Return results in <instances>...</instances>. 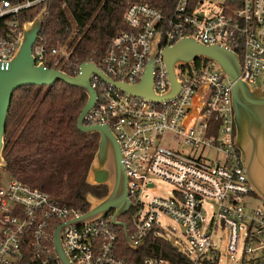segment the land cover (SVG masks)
<instances>
[{
    "label": "built area",
    "instance_id": "2783aa9c",
    "mask_svg": "<svg viewBox=\"0 0 264 264\" xmlns=\"http://www.w3.org/2000/svg\"><path fill=\"white\" fill-rule=\"evenodd\" d=\"M46 1L0 0V22L6 29L0 37L1 66H7L19 47L20 13L42 8ZM123 21L129 30L111 38L95 64L113 83L139 84L154 40L160 37L152 89L157 96L164 95L169 79L161 52L168 44L192 38L236 54L239 77L251 89L264 93V0H173L163 10L132 2ZM31 54L35 64L48 68L40 35ZM49 54L53 59L65 56L58 49ZM175 71L179 92L160 102L131 96L98 76L90 79L96 102L84 123L108 125L119 144L130 202L125 214H130V224L124 223L129 238L135 243L144 240L143 245L148 239L169 242L168 228L159 223L165 217L182 226L193 252L177 249L184 256L177 264H229L234 257L235 264H264V210L253 205L259 199L249 187L234 147L231 84L216 64L204 59L177 66ZM78 74L79 67L75 77ZM165 134L179 137L184 151L161 146ZM153 179L172 186L170 197L144 199L154 187ZM204 204L212 210L208 219ZM83 214L59 206L37 188L10 179L0 186V264H62L54 251L53 234L63 224L59 239L71 264H174L157 257L139 263L120 258L116 230L123 229L112 225V213L91 224L67 225Z\"/></svg>",
    "mask_w": 264,
    "mask_h": 264
},
{
    "label": "trees",
    "instance_id": "16d2710c",
    "mask_svg": "<svg viewBox=\"0 0 264 264\" xmlns=\"http://www.w3.org/2000/svg\"><path fill=\"white\" fill-rule=\"evenodd\" d=\"M173 0H47L39 35L47 51V67L75 77L82 63L97 64L111 38L128 31L123 16L129 3L140 2L165 9ZM40 7L19 15V24L32 21ZM168 17L170 13H162ZM6 29L0 22V37ZM52 49L65 53L53 59ZM201 59H199L200 61ZM54 61L58 64L55 66ZM87 102L82 91L58 81L52 87H25L16 91L7 116L1 172L9 179L37 188L59 206L88 211L86 195L100 199L105 186L91 187L86 177L98 147V135L77 130L78 116ZM130 224V214L120 219ZM119 257L139 263L161 258L180 263L184 256L167 241L148 239L132 251L121 230H116Z\"/></svg>",
    "mask_w": 264,
    "mask_h": 264
},
{
    "label": "water",
    "instance_id": "95a60500",
    "mask_svg": "<svg viewBox=\"0 0 264 264\" xmlns=\"http://www.w3.org/2000/svg\"><path fill=\"white\" fill-rule=\"evenodd\" d=\"M47 11L44 5L32 21L23 23L19 47L7 66L0 65V168L5 166L2 158L4 134L8 111L13 94L25 87H52L58 81L76 88L87 96V102L77 119V130L82 134L98 135V147L91 162L86 184L91 187L105 186L107 194L103 198L86 195L88 211L69 224H91L112 213L111 223L122 228L127 246L134 251L144 240L133 242L127 233V226L118 220L130 209L127 198V177L122 165L123 155L119 144L110 132L108 125L86 126L85 117L94 107L96 94L90 86L91 76H98L104 82L115 88L135 96L149 100L166 101L175 97L180 88L176 77V67L191 64L197 59L213 62L221 74L231 84L232 107L234 112V147L238 151L246 174L249 187L256 198L264 200V189L258 187L257 179L264 174V93L259 89H251L241 79L239 59L236 54L219 46H205L192 38H184L173 45L169 44L162 50L161 56L169 79V89L157 96L152 89L153 61L158 54L160 37H156L146 70L139 84L127 86L123 83H113L103 75L94 63H82L77 77L45 68L42 63L35 64L31 54L42 27V19ZM66 224L60 225L53 234L54 251L62 264H71L63 252L59 233Z\"/></svg>",
    "mask_w": 264,
    "mask_h": 264
},
{
    "label": "rangeland",
    "instance_id": "374dc122",
    "mask_svg": "<svg viewBox=\"0 0 264 264\" xmlns=\"http://www.w3.org/2000/svg\"><path fill=\"white\" fill-rule=\"evenodd\" d=\"M213 1H219V0H213ZM119 104H122V103H119ZM160 145L165 148H169L171 150H176V151H184L185 149L183 146V141L179 137L173 134L163 135L160 139ZM194 155H196V153H194ZM209 157L211 159L214 158V156L212 155H209ZM9 180L10 179L5 175V173L1 172L0 186H4ZM152 181L154 183V187L143 195L146 201L151 195L170 197L171 191L173 190L170 184L163 182L161 180H157V179H153ZM257 184H258V187H261L262 189H264V174H261L259 176V178L257 179ZM253 205L260 206L264 210V201L256 200L253 202ZM204 207H205V213H206L205 215L208 219L211 216L212 210L209 208V205L207 204H204ZM159 223L168 228L166 230L167 239L175 248H177L182 253H193L184 235V229L182 228L181 225L165 217L162 218ZM224 243H225V238H222L220 242V253L223 258L226 256V249H225ZM235 260H236V257H234V260L229 264H235ZM223 262H226V260Z\"/></svg>",
    "mask_w": 264,
    "mask_h": 264
}]
</instances>
